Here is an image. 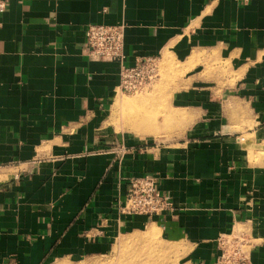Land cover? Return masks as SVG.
I'll return each mask as SVG.
<instances>
[{"label": "crops", "instance_id": "obj_1", "mask_svg": "<svg viewBox=\"0 0 264 264\" xmlns=\"http://www.w3.org/2000/svg\"><path fill=\"white\" fill-rule=\"evenodd\" d=\"M100 23L123 24L126 66L173 62V132L108 122L120 66L85 50ZM145 174L172 210H120L128 180ZM240 227L250 264H264V0H6L0 264L103 256L138 239L172 246L178 264H215L218 236ZM150 229L158 240L142 237Z\"/></svg>", "mask_w": 264, "mask_h": 264}, {"label": "built area", "instance_id": "obj_2", "mask_svg": "<svg viewBox=\"0 0 264 264\" xmlns=\"http://www.w3.org/2000/svg\"><path fill=\"white\" fill-rule=\"evenodd\" d=\"M5 6L6 0H0V12ZM123 40V24H89L85 30V50L89 56L119 63L118 91L124 94L143 92L159 78L160 58L150 56L126 66ZM172 207L170 197L159 192L156 177L145 174L128 180L126 199L120 210L152 216L161 215ZM217 243L220 254L215 264H250L252 239L245 228H233L229 233L220 234Z\"/></svg>", "mask_w": 264, "mask_h": 264}, {"label": "rangeland", "instance_id": "obj_3", "mask_svg": "<svg viewBox=\"0 0 264 264\" xmlns=\"http://www.w3.org/2000/svg\"><path fill=\"white\" fill-rule=\"evenodd\" d=\"M167 61H165L164 59H160L159 78L155 82H153L145 91L137 92L134 94H124L118 91L119 95L117 97L120 96V98L122 99L121 101L126 104L117 109V103L114 101L112 109L110 111L108 122L118 124V128L127 127L128 129L136 133L134 128L127 125V123L129 122L130 124V120L133 119L132 117L136 118V116L144 114V112L149 107H152V116L151 120H149L150 124L145 125L144 128L146 129L137 131V134L142 135L152 132V134L154 135L156 130L157 132L155 135L158 136V134H160V129L166 134L174 131V126L171 121L172 116L168 111L165 110V108L168 106V93L173 89L171 87H175V83L178 80V75H175L176 71L174 69L175 66L173 62L169 61L167 64L164 63ZM160 85H162L163 88L166 89V94L156 97V94L154 92ZM146 116L147 115H145V117ZM143 236L144 239L148 240V238H145L146 235L144 233ZM150 240L153 239H149L148 241ZM143 243V240L140 239L133 242L127 241L126 245H124L123 247H117L116 244H114L112 250L113 253L111 254L86 257L80 260H58L51 264H178V257L176 256L177 253H174L175 249L172 246H169L168 244H166L165 246L161 245L160 249H165L163 255V253L161 254V252H158L156 248L158 246L157 242L156 244L152 245L149 243L142 245Z\"/></svg>", "mask_w": 264, "mask_h": 264}, {"label": "bare ground", "instance_id": "obj_4", "mask_svg": "<svg viewBox=\"0 0 264 264\" xmlns=\"http://www.w3.org/2000/svg\"><path fill=\"white\" fill-rule=\"evenodd\" d=\"M122 99L120 98V96L119 97H117L116 98V100H115V102L117 103V105H116V108L118 109V108H120L122 105H124V104H126V103H123V101H121ZM151 110H153V108L152 107H149L145 112H144V114H140V115H138V116H136V118H134V117H132L133 119H131L130 120V124H129V122L127 123V125H129V126H131V127H133L134 128V130L136 131V133H138L137 131H139V130H144V129H146V128H144L145 127V125H148V124H150L149 123V120H151ZM145 115H147L146 117H145ZM149 115V116H148ZM131 117V116H130ZM149 130V129H148ZM155 231H157V230H152V229H150V230H148L147 232H146V236H145V238H148V240L149 239H153V240H150V241H156V240H158V238H159V236H155V235H157V234H155L156 232ZM158 233V232H157ZM139 235V234H138ZM135 237V236H134ZM140 237V236H139ZM143 238H144V236H142ZM131 238V237H130ZM127 239H129V238H127ZM162 240V239H161ZM124 241V240H123ZM144 244V243H143ZM161 244V243H160ZM116 246L118 247V246H123V244H121V242H118V243H116ZM161 246V245H160ZM163 246V245H162ZM144 247V246H143ZM156 248H158V246L156 247ZM145 249H146V247H145ZM159 251V250H158ZM161 251H164V250H162L161 249ZM152 253V252H151ZM155 253H156V251H155ZM139 254H141V253H139ZM158 254H160V253H158ZM164 255V254H163ZM161 257V256H160ZM166 261V260H165ZM119 262V261H118ZM122 263V262H121Z\"/></svg>", "mask_w": 264, "mask_h": 264}]
</instances>
